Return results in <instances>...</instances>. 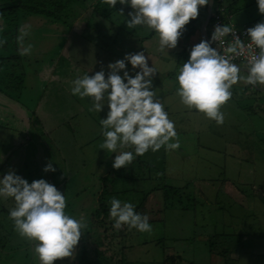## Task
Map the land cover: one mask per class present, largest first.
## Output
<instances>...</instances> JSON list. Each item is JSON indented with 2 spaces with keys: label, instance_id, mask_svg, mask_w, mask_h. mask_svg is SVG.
<instances>
[{
  "label": "rangeland",
  "instance_id": "obj_1",
  "mask_svg": "<svg viewBox=\"0 0 264 264\" xmlns=\"http://www.w3.org/2000/svg\"><path fill=\"white\" fill-rule=\"evenodd\" d=\"M73 3L77 4V0ZM233 3H236L235 8L264 19V15L259 13L257 0L222 1L227 7ZM118 17L114 13L108 19L114 22L113 26L108 21L103 23L106 29L115 27L103 30L109 34L108 38L101 40L103 45L91 46L73 45L69 43L72 40L64 42V39L60 43L63 33L48 24L53 20L42 15L21 13L18 35L22 25H29L30 33L25 38V45H33L30 55H20L24 67L23 89L20 95L0 93V179L10 170L29 184L44 179L65 195L66 213L77 219L83 217L86 229L97 208V195L108 186L106 177L115 170L116 153L100 149L103 142L100 120L107 118L109 109L105 105L99 113L89 111L91 98L73 96L70 83L56 78V75L68 76L72 71L71 64L81 77L87 74H84L85 68L91 70L89 75L93 76L101 71V65L107 75L109 70L106 66L110 63L107 65L104 61L106 52H114V46L117 49L121 47L116 37L117 30L122 25L127 27L126 22L130 19L129 15H125L128 17L125 20ZM206 17L207 5L199 9L198 24L202 26ZM179 40L182 41L181 38ZM131 48L137 51L140 47ZM6 51L19 55L16 41L9 42ZM190 52L183 53L182 61L171 70L170 80L163 81L162 76L167 61L158 59L150 63H156L157 74H160V77L157 75V87L152 82L151 90L156 92L165 111H170L168 116L175 122L180 149L166 151L162 147L159 151L149 150L143 156L135 157L127 168L114 173L113 188L105 193L107 201L117 198L122 203L135 205L143 194L163 183L172 186L177 183L184 187L179 192L184 209L176 205L167 207L162 215L164 222L151 224V232L131 229L130 236L116 237L119 239L117 243L127 247L123 255L128 260L138 259L146 264H161L166 256L179 257L176 264H218L223 260L211 254L210 241L217 251L233 250L227 258L223 257L224 264H264V112L252 109V97L239 91L222 108V125L182 105L176 95L178 84L175 80V87L172 78L189 60ZM163 53V58L168 59ZM124 54L117 51L113 59L119 60ZM154 55H158L155 50ZM128 72L132 76V69ZM119 74L123 76V73ZM172 88L174 90L168 97L167 91L171 92ZM34 120L41 124V135L32 126ZM229 142H250L255 147H262L260 154L263 158H246L250 163H256L253 172H241L244 163L240 165L237 162L232 166L230 159L223 157ZM124 150L132 151L131 148ZM49 162L56 171L45 173L43 169ZM187 196L190 200L186 199ZM254 196L256 198L251 201L250 197ZM179 197L171 194L167 205ZM160 201L162 207L166 206L161 196ZM13 207L12 198H0V264H38L34 257V244L22 239L9 219ZM86 229L81 239L87 237L86 242L91 241V244L85 256L93 264H107V261L97 259L91 250L95 248L99 231H92L89 236L90 231ZM228 234L242 237L239 241L237 237H227ZM244 249L248 252L246 255ZM75 253H78L76 258L79 257V252ZM71 260H58L55 264H71Z\"/></svg>",
  "mask_w": 264,
  "mask_h": 264
},
{
  "label": "clouds",
  "instance_id": "obj_2",
  "mask_svg": "<svg viewBox=\"0 0 264 264\" xmlns=\"http://www.w3.org/2000/svg\"><path fill=\"white\" fill-rule=\"evenodd\" d=\"M115 7L117 3L130 6L129 29L146 27L155 33L158 51L175 49L185 26L199 15V9L209 0H103ZM258 10L264 15V0H257ZM122 11H121V13ZM30 33L29 25L19 28L16 37L19 55H30L33 45H25ZM232 35L233 42L220 54L208 41L202 40L190 52V58L178 69L175 77L178 88L176 95L189 110L215 121L224 123L222 108L232 98V88L242 77L241 68L233 59L250 52L243 77L246 85L264 88V22L247 30L249 43L245 44L235 35L229 25L215 26L212 42L224 43V37ZM7 43L0 40V46ZM258 51H251V50ZM126 63L132 69H139L135 76L126 70ZM107 78L105 71L78 76L71 81V94L81 99L91 98L89 111L101 112L107 105L106 119L100 120L103 142L101 150L116 153L113 168H127L137 156L149 150L166 151L180 147L175 124L169 119L163 104L152 91V78L157 71L149 67L143 52L126 54L123 59L110 63ZM123 72V76L119 73ZM175 141V142H173ZM131 148L132 151L124 149ZM45 173L55 172L52 162L43 169ZM0 198L14 200L9 219L14 223L17 234L34 244V257L38 264H55L58 260L74 259L75 250L82 238L87 223L83 217L77 219L66 213V198L54 185L44 179L29 184L25 179L9 171L0 179ZM109 217L115 230L127 226L141 233L151 232L149 218L135 211V205L110 200Z\"/></svg>",
  "mask_w": 264,
  "mask_h": 264
},
{
  "label": "crops",
  "instance_id": "obj_3",
  "mask_svg": "<svg viewBox=\"0 0 264 264\" xmlns=\"http://www.w3.org/2000/svg\"><path fill=\"white\" fill-rule=\"evenodd\" d=\"M223 1V0H221ZM76 5V6H73ZM236 3L233 4H229V8L228 10L230 11V16L232 19V22L234 24H236L239 27L245 26V25H249L251 27H254L257 23H261L264 22V19L262 18H257L252 14H248L247 12L241 10L240 8H235ZM126 7V8H124ZM131 8H129L127 5H121L119 3H117L115 5V7H111L108 4H105L103 2V0H77V4H72V10H71V15L74 12V16L72 15L67 22H49L48 24H50L51 26H53L54 28H56L57 32H59L61 34V32L63 33L64 38L60 39V43L62 42V40L64 39L65 41H70L69 43H72L73 45H77V44H88V45H97V46H102L103 43L101 40L108 38L107 33H104L103 30H113L115 29V27H111L110 29H106V25H104L103 23L108 21V19L113 16V14H117L119 15L118 18H121L123 20L127 19L129 12ZM122 11L123 15L120 14ZM93 22H96L94 24H92ZM109 23H111V25L113 26V21H108ZM121 27V25H120ZM200 27L201 24H198V31L196 32V34L190 38L189 40H183L182 41H178L177 47L175 49H169L166 51L167 58L165 59L163 57H165L164 55L162 56V52L158 51V42L157 39L155 38V33L152 30L147 29L146 27H142V26H137V28L135 29H129L128 27L122 25L121 28H117V34L116 37L119 40V45H121V47H119L117 49L116 46H114V52L113 51H108L107 53V57L106 59H104V61L107 63H115V61L113 58V54L115 52L118 51V53L120 54H124V52L126 54H135L138 52H143L147 62L149 63V67H154L155 70L156 69V63L154 62L152 65L150 64L151 61H158V59H161L162 61H167L166 62V67L164 68V74L163 76V81L166 80H170V76L173 73L171 70L175 67V65H177L178 63H180L183 59V57L185 56L183 53L186 51H191V49L194 46V43L197 42L198 44L203 40L202 35L200 33ZM61 31V32H60ZM70 32V34H69ZM70 37V38H69ZM108 45V44H106ZM138 46L140 47L137 51H134L131 47H135ZM103 49V48H102ZM154 50L157 51L158 55H154ZM124 54V56L126 55ZM124 56L119 57L118 59L121 60L124 58ZM71 63V62H70ZM237 64V63H236ZM241 69L240 72V76L242 77L241 81H239L236 85L233 86L232 88V95L238 93H243L247 96L252 97V109L257 110L258 112L261 111V109L264 112V88H259L258 86H251V85H246L243 82V77H245L248 73V70L245 68V66H243L242 64H237ZM72 66V71L70 72V74L67 75H63V76H57L56 78L58 79H63L65 81V83H70V89H71V81H73L74 79H76L78 76V69L71 64ZM101 65V69H102ZM180 66V64H179ZM178 66V67H179ZM78 67V66H77ZM81 68V67H80ZM106 69H108V67L106 66ZM129 69H132V66H130V64L126 63V70L128 71ZM84 74L87 73L89 75V72L91 70L89 69H84ZM139 69H132V76H135V73L138 72ZM123 73V72H121ZM160 73V71H159ZM157 75L160 77V74H155V76L153 77L154 79H156V81H153V86L157 87ZM90 76V75H89ZM107 78V75H105ZM172 82L175 85V78L173 76L172 78ZM161 84H163V82H161ZM176 87V85H175ZM163 90V89H162ZM174 89L172 88L171 92L167 91V96L170 97L171 93ZM166 92V90H165ZM256 93H260V94H256ZM164 94V93H163ZM174 108V107H173ZM174 111V110H173ZM193 111V110H192ZM168 111V115H169ZM196 112V111H195ZM197 113V112H196ZM173 121V118L170 119ZM29 121L31 122V120L29 119ZM175 123V122H174ZM32 126L35 127V129L37 130V132L40 134V132L42 131L41 128V124L37 123L35 120L34 122H32ZM176 127V126H175ZM9 134L12 135V133L10 132V130H8ZM198 132V131H195ZM177 133V132H176ZM41 135V134H40ZM264 135V134H263ZM27 136L26 135V140H27ZM201 148V146H199ZM180 149V148H179ZM208 150H211V148L207 147ZM203 150V149H202ZM260 151L263 152L262 147L259 145H256V147L252 144H250V142L248 143H243L240 144L238 142H229L226 145V149L223 151V157L230 159L231 164L233 166V164L235 163H239L240 165H245V167H243V171L241 169V172H253L254 168L256 166V163H250L246 158L248 156L252 157L253 159H258V158H263L262 155L260 154ZM251 154V155H248ZM211 155H216V154H211ZM233 161V162H232ZM240 165H238V167H240ZM238 170V168H237ZM264 196V194H262ZM252 196V195H251ZM256 197H250V200L252 201V199H255ZM98 204V203H97ZM93 215V213H92ZM91 215V216H92ZM132 247V246H130ZM133 248V247H132ZM127 249V248H126ZM128 250V249H127ZM78 249L75 250V252H77ZM246 249H244V255H246L245 252ZM249 251H251V249H249ZM243 251L240 250V253H242ZM212 254V253H211ZM76 255L77 253H75L74 255V259L71 260V264H75L76 263ZM125 255V254H124ZM137 255V253H136ZM133 256V258L135 259V256ZM238 259V258H237ZM219 260H223L218 261V264H224L226 261H224V258L219 256ZM67 261V260H66ZM69 260L66 262L68 263ZM128 262L132 263V264H146L144 262H139V260H128ZM153 264V263H151ZM155 264V263H154Z\"/></svg>",
  "mask_w": 264,
  "mask_h": 264
},
{
  "label": "trees",
  "instance_id": "obj_4",
  "mask_svg": "<svg viewBox=\"0 0 264 264\" xmlns=\"http://www.w3.org/2000/svg\"><path fill=\"white\" fill-rule=\"evenodd\" d=\"M73 2L74 0H0V19L3 23V25L0 26V40L6 39L7 41V43L3 46H0V93L8 96L11 94L20 95V92L23 89L24 67L22 65V59L17 53L11 54L6 51L9 48V42L16 41V37L18 36L19 17L21 13L27 12L35 15H42L55 22H67V20L71 17ZM222 10L226 12V16H230V11L222 4V1L215 0L214 14H220L222 13ZM214 20L215 18H212L211 22ZM240 28H243V26ZM208 29L207 32L211 39L212 34ZM197 31L198 18L190 21L185 26L181 39L189 40L196 34ZM116 171V169L113 170L112 174L109 173L106 177L109 184L104 187V191L102 193L100 192V194L97 195V208L90 219L88 229L85 231H90L89 236L92 231H99L100 236L96 239L94 244L95 248H90L97 259L107 261V264H132L128 262L126 256L123 255V252L127 247L119 245L117 243L119 240L118 238L116 240V237L118 236H130L131 230H129L127 226L123 227L121 230L114 229V221L109 217L110 201H107L105 194L106 192L108 193L107 190L113 188L115 182V179L113 178ZM183 188L184 187H179L177 183L175 186L163 183V185L154 188V190L143 194V196L135 204V211L142 216L146 215L149 218L150 225L163 223L164 219L162 215L167 207H174L176 205L183 208V201L181 199L182 196L179 195V192L184 190ZM160 192L161 194L158 195ZM171 194H174L175 197L180 196L179 200L167 205V199L170 198ZM160 196L163 197L166 202V206L164 207L161 206ZM189 198L190 196L186 197V199L190 200ZM232 236L237 237L239 241L242 237L241 235L235 236V234L227 235V237ZM86 238L81 239L77 246L80 255L77 257L75 264H93L88 260L87 256H85V254L88 253L87 247L91 244V241L89 243L86 242ZM82 240H85V243ZM213 245L215 244L210 241V252L212 254L224 258H227L229 254H232L233 250L217 251ZM79 250H81V252ZM111 252L114 253L115 256ZM178 259L179 257L166 256L161 264H176ZM238 260H240V258Z\"/></svg>",
  "mask_w": 264,
  "mask_h": 264
},
{
  "label": "built area",
  "instance_id": "obj_5",
  "mask_svg": "<svg viewBox=\"0 0 264 264\" xmlns=\"http://www.w3.org/2000/svg\"><path fill=\"white\" fill-rule=\"evenodd\" d=\"M225 13L226 12L224 10H222V13H220V14H214L213 13L212 18H215V20L212 21L210 26H209V30H210L211 34H213V32H214L215 26H217V25H220V26L229 25L233 28L235 35L238 38H240L242 42H244L245 44L249 43V38L247 36V30L249 28H252V27L249 25H245V26H243V28L238 27L236 24H234L232 22L231 16H226ZM223 39H224L223 44H219L217 42H214L217 45V47L219 48L220 54H226V53H224L223 49L226 48L227 46H229V44H231L233 42V37L231 34L224 37ZM251 51H258V50L253 49ZM226 55H231V54H226ZM249 55H250V52H246L243 56H239V57H236L235 59H233L232 62L247 65Z\"/></svg>",
  "mask_w": 264,
  "mask_h": 264
},
{
  "label": "water",
  "instance_id": "obj_6",
  "mask_svg": "<svg viewBox=\"0 0 264 264\" xmlns=\"http://www.w3.org/2000/svg\"><path fill=\"white\" fill-rule=\"evenodd\" d=\"M214 8H215V0H209V3L207 4V17L205 22L200 28V33L202 35L203 40L208 41L211 44V47H214L219 52V48L211 41L207 32L208 26L213 16Z\"/></svg>",
  "mask_w": 264,
  "mask_h": 264
}]
</instances>
